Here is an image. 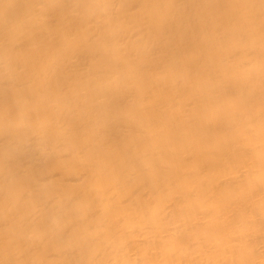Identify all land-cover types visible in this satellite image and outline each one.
<instances>
[{"label":"bare ground","instance_id":"6f19581e","mask_svg":"<svg viewBox=\"0 0 264 264\" xmlns=\"http://www.w3.org/2000/svg\"><path fill=\"white\" fill-rule=\"evenodd\" d=\"M0 264H264V0H0Z\"/></svg>","mask_w":264,"mask_h":264}]
</instances>
